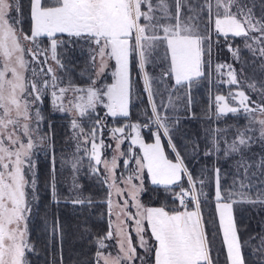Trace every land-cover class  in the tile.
Segmentation results:
<instances>
[{"label":"snow or ice","instance_id":"snow-or-ice-1","mask_svg":"<svg viewBox=\"0 0 264 264\" xmlns=\"http://www.w3.org/2000/svg\"><path fill=\"white\" fill-rule=\"evenodd\" d=\"M24 23L21 0H0V264H31L35 245L29 223L40 201L39 151L50 155L52 203H94L78 182L85 168L107 185L108 231L96 237L94 264H219L218 234L225 264H264V225L248 232L235 214L236 206L264 207V79L248 82L244 73V65L257 61L264 73V0H28L27 29ZM69 47L88 52L80 83L62 59ZM223 49L232 62L218 59ZM213 73L219 83L237 88L215 94L201 110L199 118L212 122L201 138L178 144L182 119L198 118L192 90ZM137 79L149 107L132 122L133 103L141 95ZM242 80L258 100L243 90ZM45 97L69 118L72 147L60 156L61 169L67 166L71 173L60 181L68 185L64 197L57 187L51 124L44 130ZM229 115H242L246 123L220 126ZM105 129L114 146L106 144ZM125 140L130 147L122 151ZM105 149L113 150L110 158ZM121 157L125 167L135 164L126 177L117 174ZM202 158H212V166L196 171ZM221 160L230 162V172L222 170ZM145 174L163 188L168 202L159 207L140 202ZM209 183L215 217L206 219L202 205L210 203L204 190ZM133 223L138 245L129 230ZM52 234L62 241L58 218ZM113 239L115 255L105 251V241Z\"/></svg>","mask_w":264,"mask_h":264},{"label":"trees","instance_id":"trees-1","mask_svg":"<svg viewBox=\"0 0 264 264\" xmlns=\"http://www.w3.org/2000/svg\"><path fill=\"white\" fill-rule=\"evenodd\" d=\"M21 4L25 18L24 27L27 29L28 0H21ZM44 43L46 46L47 41L45 40ZM235 43L243 47V41L241 39H237ZM242 56L246 60L251 61V56L246 51L242 52ZM62 59L68 66V74H70L77 83L86 79V76L81 75V73L85 72L88 65V52L86 48L82 50L80 47H69L64 50ZM218 59L222 62H232L227 49H223L219 52ZM258 65L259 61H257L256 65H252L251 63L244 65V73L248 82L255 80L259 84V82L264 79V73L260 71ZM236 67L239 70L241 65L237 64ZM133 73L135 75V69H133ZM224 79H226V77ZM136 87L140 89L141 95L140 99L134 101L133 103L131 117L132 122H135L137 119H142L140 115L141 111L149 107L146 95L143 93L138 79L136 81ZM241 87L252 96L253 100H258V94L248 89L244 80L241 82ZM230 88L232 91H235L237 86H229L226 83H219L216 81L214 73L211 75L210 80L202 81L200 86L193 88L192 111L197 114L198 118L182 119V135L177 137L178 144L184 139L202 137L204 128L212 122L199 118L201 110L206 108L212 102L215 94L219 93L227 95ZM40 107L46 118L44 130L48 131L47 124H51V132L55 141L57 157V187L61 197H64L67 196L68 185L66 182L60 181H66L70 178L71 173L67 166L61 169L60 156L62 151H69L72 147L71 143L67 142L68 137L71 135L69 129V118L66 114L56 112L53 109L48 97H45L44 102ZM180 115L183 117L184 113L181 112ZM116 123H119V121ZM244 123H246V120L242 115H229L219 121V124L222 127L231 124L243 125ZM111 127L112 122H109L108 128ZM146 130L147 129H144L143 131L145 132ZM104 138L106 144H113V140L109 138L108 129H105L104 131ZM201 145H203L202 139ZM129 147L130 141L125 140L123 150L127 151ZM255 150L259 151V148L256 147ZM135 151L139 152V149L135 147ZM104 154L111 155L112 149H105ZM35 161L40 191V201L38 207H34L33 216L29 223L30 240L32 244L35 245V251L28 255L29 261L31 264H61L62 256V264H94L95 252L98 247L96 244V237L103 236L108 231L109 216L108 206L106 203L108 192L107 185L101 184L99 177L87 174L86 168L82 169L78 182L83 185L84 195H90L94 203L91 206H74L71 203L64 202L57 205L52 203L47 188V182L50 178L51 170L50 155L44 151H39ZM122 162L123 160H121V166L118 169L120 173H127L133 169L134 163L125 167ZM212 163V158H202L199 163L194 165V168L198 171L201 166L205 164L211 168ZM229 165L230 162H225L223 160L220 161L222 170L230 172L231 169ZM207 175L210 178L211 172ZM228 182H231V177H229ZM144 189L145 191L141 192L140 196V201L143 205L147 207H159L165 202H168V197L164 194L163 188L152 185L147 177V174H145L144 177ZM204 190L209 194L210 201L209 204L202 205L204 213L206 216H209L210 214L213 215V185L209 183ZM169 206H172L170 202ZM235 214L238 225H240L243 229H246L251 233L261 231V227L264 225V207H260L258 205L255 207L251 205L236 206ZM55 218H58L59 224L62 228V241L59 234L56 237H53L52 234V223ZM147 227V224H145L146 229ZM135 235L136 234H134L133 237H135ZM145 237L149 240V243H151V239L147 231L145 232ZM105 243L108 245V248L105 249L106 252L113 250V247L116 245L114 239L106 240ZM138 243V238L135 237V244L138 245ZM137 252L139 255H145L143 250L139 247H137Z\"/></svg>","mask_w":264,"mask_h":264},{"label":"rangeland","instance_id":"rangeland-1","mask_svg":"<svg viewBox=\"0 0 264 264\" xmlns=\"http://www.w3.org/2000/svg\"><path fill=\"white\" fill-rule=\"evenodd\" d=\"M126 131H128V130H126ZM142 135H143V137H144V139H145V141L146 142H148V143H151L152 142V138H151V136H150V134L148 133V130H146L145 132L143 131L142 132ZM113 146L115 145V141L113 140V144H112ZM137 148H138V146H136ZM139 149V148H138ZM121 150L122 151H124L123 150V145L121 146ZM140 151V150H139ZM112 154H113V150H112ZM111 154V155H112ZM111 155H105L106 157H108V158H110L111 157ZM121 160H123L124 159V157H121L120 158ZM135 168V164H134V167H133V169ZM119 169V168H118ZM117 169V174H118V176L120 175V174H122L123 176H127V175H130L131 174V171H128L127 173H120L119 172V170ZM148 177V176H147ZM148 179H149V181H150V177H148ZM134 183H138V181H133ZM121 187H124V185L123 184H121ZM141 194V193H140ZM114 199H116V197L114 196L113 197ZM120 199H123V198H120ZM139 199H140V196H139ZM128 210H130L131 212H135V207L132 205V202L130 201V204H129V209ZM213 216L215 217V208H214V214H213ZM205 218L207 219L208 218V216H206L205 215ZM111 219H115V216H112L111 217ZM129 230L132 232V242H133V244L134 245H136L135 244V237H137V235H135V237H133L134 236V234H136L135 233V226H134V223L133 224H130V226H129ZM138 238V237H137ZM214 244H215V249H217V250H219V264H225V259H224V256H225V249H224V247L222 246V244H221V234H218L217 235V238H216V240H215V242H214ZM108 252H111L113 255H115L116 254V252H117V247H116V245H115V247H113V250H109ZM222 257H221V256Z\"/></svg>","mask_w":264,"mask_h":264},{"label":"flooded vegetation","instance_id":"flooded-vegetation-1","mask_svg":"<svg viewBox=\"0 0 264 264\" xmlns=\"http://www.w3.org/2000/svg\"><path fill=\"white\" fill-rule=\"evenodd\" d=\"M140 196H141V194H140ZM141 202V201H140ZM152 207H156V206H152ZM136 211V210H135Z\"/></svg>","mask_w":264,"mask_h":264}]
</instances>
